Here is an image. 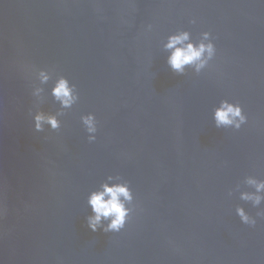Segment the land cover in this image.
<instances>
[{"label":"water","instance_id":"95a60500","mask_svg":"<svg viewBox=\"0 0 264 264\" xmlns=\"http://www.w3.org/2000/svg\"><path fill=\"white\" fill-rule=\"evenodd\" d=\"M180 30L210 33L199 74L167 65ZM59 76L79 100L37 132L36 111L60 110ZM224 99L247 117L239 130L215 127ZM109 175L135 207L119 232H93L87 197ZM247 176L264 180V0H0V264H264Z\"/></svg>","mask_w":264,"mask_h":264},{"label":"clouds","instance_id":"9594fccd","mask_svg":"<svg viewBox=\"0 0 264 264\" xmlns=\"http://www.w3.org/2000/svg\"><path fill=\"white\" fill-rule=\"evenodd\" d=\"M195 23V21H192ZM151 28V25H149ZM163 49L168 53L167 65L176 75H184L186 69H192L199 74L205 69L209 61L215 56V46L210 39L209 32H203L201 39L194 42L191 39L189 31L180 30L167 37L163 44ZM51 73L48 70L41 69L37 73V79L40 84H46L51 79ZM44 89L36 86L33 89V96L38 99ZM51 96L54 101L60 105V110L55 114L36 111L33 116L34 129L37 132L44 131L45 125L50 126L52 130H58L61 121L58 117L65 114V110L70 109L79 100L76 91V85L71 84L64 76H59L51 89ZM82 124L88 135V141L92 142L96 139L97 120L93 113L81 116ZM213 121L216 128H233L239 130L246 123L247 117L243 113L239 103L229 102L227 99L221 100L219 105L213 109ZM116 181V182H113ZM243 183L254 189V191H240V199L245 202H251L253 207H259L264 202V180L257 179L253 176H247ZM240 185L235 190H239ZM232 195V190L228 193ZM133 192L127 181H124L119 175H109L105 182L99 187L91 191L87 197V205L91 209V214L86 217L88 228L96 232L102 230L105 233L119 232L123 229L128 221L130 214L133 212ZM132 205V207H130ZM236 214L241 222L255 226L257 220L250 216L243 207L236 208ZM256 217L264 219V208H260L256 212Z\"/></svg>","mask_w":264,"mask_h":264}]
</instances>
